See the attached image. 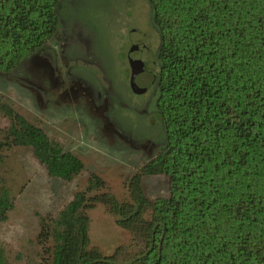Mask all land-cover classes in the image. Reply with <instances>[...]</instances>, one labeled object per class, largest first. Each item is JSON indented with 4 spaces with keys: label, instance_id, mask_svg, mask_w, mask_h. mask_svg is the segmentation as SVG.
Returning a JSON list of instances; mask_svg holds the SVG:
<instances>
[{
    "label": "trees",
    "instance_id": "trees-1",
    "mask_svg": "<svg viewBox=\"0 0 264 264\" xmlns=\"http://www.w3.org/2000/svg\"><path fill=\"white\" fill-rule=\"evenodd\" d=\"M160 34L155 105L165 140L115 196L90 171L70 197L36 211L34 227L0 264H264V0H148ZM59 0H0V72L49 43ZM24 146L63 182L78 155L0 92V225L17 209L11 149ZM166 176L148 196L143 175ZM101 202L127 239L111 253L91 243L88 209Z\"/></svg>",
    "mask_w": 264,
    "mask_h": 264
},
{
    "label": "rangeland",
    "instance_id": "rangeland-1",
    "mask_svg": "<svg viewBox=\"0 0 264 264\" xmlns=\"http://www.w3.org/2000/svg\"><path fill=\"white\" fill-rule=\"evenodd\" d=\"M134 43L152 58L157 54L160 34L148 0H59L49 43L14 71L0 72V92L84 163L79 176L63 182L45 176L27 147L11 149L19 192L17 209L0 225L7 243L34 227L36 211L51 210L70 197L90 171L99 173L116 197L125 196L127 178L164 142L157 89L136 94L130 87L128 55ZM144 76L139 71L136 83H145ZM140 181L148 196L168 191L162 174L143 175ZM88 213L91 243L104 253L127 239L101 202Z\"/></svg>",
    "mask_w": 264,
    "mask_h": 264
},
{
    "label": "flooded vegetation",
    "instance_id": "flooded-vegetation-1",
    "mask_svg": "<svg viewBox=\"0 0 264 264\" xmlns=\"http://www.w3.org/2000/svg\"><path fill=\"white\" fill-rule=\"evenodd\" d=\"M134 50H132V58L133 62L136 65V75L138 74L139 71L143 72V79L145 80V83H142V85L146 86V89L141 92L145 93L147 90L151 89L154 86L155 79H156V67L154 65L153 58L149 55L146 54V51L144 49L138 50V45L136 43L133 44ZM138 52H136V51ZM129 60V59H128ZM130 64V63H129ZM141 93H136V94H141Z\"/></svg>",
    "mask_w": 264,
    "mask_h": 264
},
{
    "label": "water",
    "instance_id": "water-1",
    "mask_svg": "<svg viewBox=\"0 0 264 264\" xmlns=\"http://www.w3.org/2000/svg\"><path fill=\"white\" fill-rule=\"evenodd\" d=\"M134 46H132L131 50L129 51V55H128V59H129V63H130V67H131V72H130V77H129V83H130V87L131 89L135 92V93H141L146 89L145 85H141L136 83L135 81V73H136V65L133 62V58H132V50H133Z\"/></svg>",
    "mask_w": 264,
    "mask_h": 264
}]
</instances>
